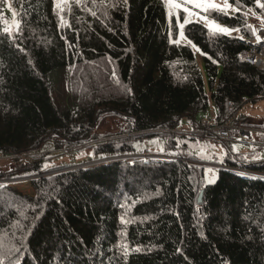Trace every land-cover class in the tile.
Masks as SVG:
<instances>
[{
	"label": "trees",
	"instance_id": "1",
	"mask_svg": "<svg viewBox=\"0 0 264 264\" xmlns=\"http://www.w3.org/2000/svg\"><path fill=\"white\" fill-rule=\"evenodd\" d=\"M224 1L192 10L239 31L193 16L181 39L165 0H0V264H264V117L240 112L264 100L244 44L264 8ZM235 112L226 140L202 124Z\"/></svg>",
	"mask_w": 264,
	"mask_h": 264
},
{
	"label": "rangeland",
	"instance_id": "2",
	"mask_svg": "<svg viewBox=\"0 0 264 264\" xmlns=\"http://www.w3.org/2000/svg\"><path fill=\"white\" fill-rule=\"evenodd\" d=\"M216 1H213V3H219L223 6L225 4L224 0H216ZM195 18H197V17L195 16ZM201 21H204V20H201ZM257 103L245 105L244 106L245 108L243 109L244 111L242 113L246 114L250 117H253V118L264 117V100L258 101ZM209 116H211V115L209 114ZM211 117H208V115H205L204 119H209V118L211 119ZM180 123H181V129H185V130L189 129V128H187L188 123L186 120H182ZM241 135L247 141L251 140V138L253 136L252 132L250 130H244ZM154 141H151V142H154ZM241 141L242 140L240 138H238L232 144L233 149L236 150L237 152H241V151L248 149L247 146H245L241 143ZM69 157H70V155H68L66 152L52 153L49 161L46 164V166L50 167V165H59L60 163H64V162L67 163L69 161ZM122 159H130V158H122ZM21 162H22V164H29V163L33 162V160L31 158L23 157V158H21ZM15 166H16V162L14 161L13 157H5L4 155L0 154V173L10 172L11 170H13L15 168ZM209 170H211V171H209ZM58 171H60V170H58ZM217 173L218 172H217L216 168L209 167L207 169V183H210V184L214 183L216 180V177H217ZM32 178H34V177L25 178V179H21V180H13V181H11V183L15 189H17L19 192L23 193L24 195L33 196L34 192H33V189L30 185V180Z\"/></svg>",
	"mask_w": 264,
	"mask_h": 264
},
{
	"label": "snow or ice",
	"instance_id": "3",
	"mask_svg": "<svg viewBox=\"0 0 264 264\" xmlns=\"http://www.w3.org/2000/svg\"><path fill=\"white\" fill-rule=\"evenodd\" d=\"M126 2V0H125ZM165 4L168 7V15L169 18L172 17L173 15V10H176V15H177V23H178V27L180 29L179 32V36L181 39L184 38V33H183V29L185 24L190 23V18L193 16H196L198 19L204 20L209 28V31L211 32H219L222 34H230L231 31H239V29H229L227 27H223L220 26L218 24L215 23V21H209L207 19V16L201 15L199 12H195L192 9H202L203 11L207 12L209 9H217L220 11H224L226 9L231 8V5L228 4L227 2L224 4L223 8H221L220 5L215 4L213 2H211V0H183V3L178 2V0H165ZM257 4L260 8H264V3H260V0H257ZM189 5H191L192 7L190 8ZM10 7V5H9ZM186 14L183 20V23L179 22V10H181ZM234 11H239V9H234ZM13 15L15 16V12H13ZM92 15H95V13L93 12ZM18 27V25H17ZM251 27V26H249ZM5 32H9L10 29L9 28H5L4 29ZM253 31L255 32V29H253ZM241 39H243V37H240ZM257 39L259 40L260 37H257ZM177 43L179 41H176ZM189 43H191V41H189ZM193 47H195V45H193ZM197 51H199V49H197ZM215 62V61H214ZM129 92H131V89H128ZM47 167V166H46ZM211 171V170H209ZM122 222H123V218ZM126 251H125V255H127V245L124 246ZM135 251H140V249H135ZM177 251H179V249H177Z\"/></svg>",
	"mask_w": 264,
	"mask_h": 264
},
{
	"label": "built area",
	"instance_id": "4",
	"mask_svg": "<svg viewBox=\"0 0 264 264\" xmlns=\"http://www.w3.org/2000/svg\"><path fill=\"white\" fill-rule=\"evenodd\" d=\"M251 25L255 32L253 31V37L251 39L245 40L244 44L248 48L246 62L260 66L264 63V24L252 22ZM257 37H260L258 40ZM232 104H229L231 106ZM244 110L241 109L240 112ZM236 116V112L228 118L226 121L219 122V123H211L208 120H204L202 122L203 126L205 127H212L214 130H219V136L221 139L226 140L230 136V131L232 130V122ZM175 135L179 137L189 136L192 138H202L204 137L203 133L192 131V130H179L174 132Z\"/></svg>",
	"mask_w": 264,
	"mask_h": 264
},
{
	"label": "water",
	"instance_id": "5",
	"mask_svg": "<svg viewBox=\"0 0 264 264\" xmlns=\"http://www.w3.org/2000/svg\"><path fill=\"white\" fill-rule=\"evenodd\" d=\"M53 173H54V172H53ZM48 174H51V173H46L45 175H48ZM202 195H203V193L201 192L200 195H199V200H198L199 202H201Z\"/></svg>",
	"mask_w": 264,
	"mask_h": 264
},
{
	"label": "crops",
	"instance_id": "6",
	"mask_svg": "<svg viewBox=\"0 0 264 264\" xmlns=\"http://www.w3.org/2000/svg\"><path fill=\"white\" fill-rule=\"evenodd\" d=\"M214 0H212L211 2H213ZM205 22V21H204ZM258 104V103H257Z\"/></svg>",
	"mask_w": 264,
	"mask_h": 264
},
{
	"label": "bare ground",
	"instance_id": "7",
	"mask_svg": "<svg viewBox=\"0 0 264 264\" xmlns=\"http://www.w3.org/2000/svg\"><path fill=\"white\" fill-rule=\"evenodd\" d=\"M127 187H128V186H127ZM18 256H19V255H18ZM18 256H17V257H18Z\"/></svg>",
	"mask_w": 264,
	"mask_h": 264
}]
</instances>
